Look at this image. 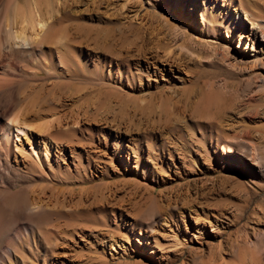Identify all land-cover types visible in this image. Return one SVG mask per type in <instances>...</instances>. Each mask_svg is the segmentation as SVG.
I'll return each mask as SVG.
<instances>
[{
  "label": "rangeland",
  "instance_id": "374dc122",
  "mask_svg": "<svg viewBox=\"0 0 264 264\" xmlns=\"http://www.w3.org/2000/svg\"><path fill=\"white\" fill-rule=\"evenodd\" d=\"M6 1L0 0V30L13 18L12 28L28 33L30 14L7 13ZM19 1L28 8L44 0ZM48 1L51 6L39 10L48 20L45 51L59 64L57 49H74L73 55L86 62L81 74L87 79L52 78L42 84L45 56L37 43L12 58L15 111L33 108L39 110L35 119L43 116L15 138L22 148L12 144L3 155L11 162V190L22 193V212H30L43 186V200H50L33 222L53 240L47 238L38 250L40 259L32 262L44 264L46 255L62 264H264V58L259 70H240L228 63L225 52L238 51L251 21L264 27V0ZM198 5L207 6V15L217 13L216 25H209L203 10L192 12ZM127 13L132 17L126 19ZM136 25L146 26L157 40L145 47L159 54L160 71L151 79L145 76L152 60L138 58L134 49ZM175 29L186 32L195 56L179 51L180 40L173 48L181 64L171 66L161 47L172 41ZM97 57L112 60L115 69L118 61L125 63L123 81L100 85L91 74ZM139 74L145 78L142 86L152 85L149 91L136 88ZM49 132L63 143L49 138ZM236 136L255 143L260 168L250 165ZM45 143L48 149L51 143L62 145L63 151L43 152L44 174L30 172ZM223 145L234 152L225 156ZM183 146L194 150L185 153L192 164L182 161L178 150ZM87 151L92 158L85 168ZM228 158L239 165L234 173L224 170ZM2 189L0 184V226H8L14 207ZM30 250L32 244L21 255L29 257ZM21 260L17 255L14 264Z\"/></svg>",
  "mask_w": 264,
  "mask_h": 264
},
{
  "label": "bare ground",
  "instance_id": "6f19581e",
  "mask_svg": "<svg viewBox=\"0 0 264 264\" xmlns=\"http://www.w3.org/2000/svg\"><path fill=\"white\" fill-rule=\"evenodd\" d=\"M34 3H35L34 5H32L31 7H28V8L25 5H22L19 0H7L6 4H5V9H6L7 13H14V15L17 14L16 16H18V17L19 16H22V17L26 16L27 13L30 14V19H29L30 29H29L28 33L25 34V32H19L18 30H14L15 27L12 28V25L14 24L13 18L10 19L9 21H7L8 23L6 25H4V28L2 27V29L0 30V184L3 187V189L1 190V194L5 198H7L9 201H11L13 204V207H14L13 212L11 214H9L11 219H12V222H11V220H8L9 219L8 218L7 219L8 223L9 222H11V223L8 226H6L7 224L4 225V223H5L4 222L0 226V264H14L15 258L17 257V255H18V257L20 255V258L22 259L21 260L22 264H34V262H32V260L37 261L40 259L41 256L39 255L38 250L40 249L41 246L44 245V242L47 243L46 242L48 240L47 238H49V236H47V238H46L44 235H42L43 232L37 231V227L33 222V216L36 215L37 213L41 212L43 209H45L44 207L48 206V204L50 203V200L48 198H47L48 200H45V199H44L45 201L43 200V197L45 195L44 190L46 188L44 189V186H43V188H41L40 192L38 193L41 196L37 195V198L30 203V206H31L30 212L29 213L22 212V210L20 209V198L22 196V193L20 191H18L17 189H16L17 191L11 190L15 186V184L10 180V171H9L10 169L9 168L11 167V164H10L11 162H9V160L3 156L4 151H6V150L10 151L8 149H9L10 145L12 146V144L14 145V147L16 149L22 148V144H20V146L18 144H16L15 138H21V134L26 135V132H27L26 130H28V129H26L25 126H27L28 124H32L33 122L35 123L37 118L42 120L41 117H43V116H41V117L39 116L35 119L36 115L35 116H33V115L35 114V112L39 113V110H36V111L34 110L35 111L34 112L31 110L33 108L27 109L26 111L25 110L24 111H19V110L15 111L14 104H13V86L15 87V81H14V77H12V75H14V73H16L15 72L16 67L14 68L12 65V61H13L12 58H13L14 54L19 50L22 51L25 49H31V46H33L36 43H37V45H41V48L43 49L45 47V45L48 43V42L46 43V41H48L47 40L48 35L46 36V33L44 32V29H43L44 27H46L45 21H48V20L45 19V17L40 13L39 10L41 9V5H45L46 7H49L51 5L49 4L48 0H44V1H40V2L36 1ZM207 9L208 8L206 5H204V7L202 9L198 5L196 8L194 7L192 9V12H196L198 10H200V11L203 10L202 12H204V14H205L204 18L207 19V16H210L211 22L209 23V25L213 22L216 25L214 20L216 18L215 16L217 15V13L216 14L211 13L210 15H207ZM246 14H247L246 19H249L250 15L248 13H246ZM126 15H127L126 19L132 17L129 15V13H127ZM140 16H141L140 13L137 12L136 18L138 17V20H142ZM142 16H143V14H142ZM28 17L26 19H28ZM24 24H25V22H24ZM26 24H28V23H26ZM28 27H29V25H28ZM187 29H188V25H186V30ZM45 31H46V29H45ZM169 32L170 31H168V33ZM174 33L175 34L172 38V41H170L169 43L167 42L165 46L163 45V47H161V48H164L163 49L164 57H165L164 61L168 62L171 66L181 64L180 59L178 57L179 54H177L173 48L174 46H177L178 41H180V40H183V44H179L177 46L179 51L185 53L186 55H189L190 57L195 56L193 53H191L189 51L188 47L190 45L188 46L187 43H188V41H190V39L187 37L186 32L180 33L179 29H175ZM47 34H49V33H47ZM148 34L152 36V33L148 32V28L146 26L136 25L134 27V37H135L134 49H135V52L137 54L136 56H138V58H139V56H144V57L148 58V60L149 59L152 60L151 65H153V66L149 65L148 71L146 72L145 77L147 79L150 78L151 75L156 76V74H158L160 71V69L156 68V65H158V55L159 54L147 51V49L145 48L148 44H151L152 42L157 41V40L153 41L152 37L148 36ZM165 35H163L161 39L164 40L165 38H168V37H165ZM59 38L61 39V37H59ZM246 40H248V42ZM166 41H168V40H166ZM256 41H258V45H256ZM53 43L54 42H52V44ZM158 43H160V42H158ZM49 44H47V45H49ZM131 48H132V45H131ZM43 50L44 51L42 54H43V56H45V59H44L45 62L43 61L44 62L43 65H45L44 66L45 68L42 69V71L44 72L45 75L42 79L43 80L42 84L44 83V81L50 80L52 78L63 79V80H65L64 81L65 83L73 82V80H77L79 78L80 79L83 78L84 80L87 79V77H85L84 75L81 74L82 70L85 68L86 62L82 61L80 59H77L78 57H75L73 55L74 49H71L68 46L65 48L57 49V51H58L57 54L59 55V62H58L59 64H57L53 60V54L50 55V53H48V51H45V48ZM225 52L228 54V56L227 57L225 56V57H226V59L230 65H233L234 67H237L240 70H251V71L259 70V68L261 67L262 59L264 58V27L258 22H255V21L252 22L251 21V27H249L248 33L243 34L241 39H240L238 51L230 53L229 51H227V49H225ZM179 56H181V55H179ZM99 57L94 59L93 69L91 72L92 76L95 77L96 81H98L100 85H105L107 83L110 84V83H112L113 80H115V83H114L115 86L118 85L116 82L117 80L123 81V79H122L123 73H122L121 68L125 65V63L122 66V63L120 61H118L115 64V65H117V68L115 69L113 67L114 62L112 60L106 61L104 59H100ZM126 63H127L126 65L129 66L128 65L129 62H126ZM59 65L61 68L59 67ZM84 73H85V70H84ZM36 74L38 75L39 73H36ZM134 77H135V75H134ZM18 79H20V78H18ZM144 79L145 78L141 74L137 75V77H136V80L139 83V86L138 87L136 86V88L141 93L144 91H149L152 88V85L150 84V82L147 85L142 86ZM91 81H94V78ZM120 84H121V82H120ZM107 89L110 90V88H107ZM147 95L148 94H143L142 97H145ZM53 110H55V109H53ZM38 115H40V114H38ZM45 116H46V114H45ZM76 120L77 119L74 120V124H79L78 120L77 121ZM79 121H80V119H79ZM44 124H49V122H44ZM81 124H83V123H81ZM42 127H44V126H42ZM76 127H77V125H76ZM81 127H82V125H81ZM58 128L60 129L58 131H61V133L65 132V131H62L60 127H58ZM68 128H70V127H68ZM78 128H80V127H78ZM46 129L47 128H41L40 130L45 131ZM74 131L75 130H72L73 133H74ZM89 136H90V134H89ZM48 137L55 140L56 142L63 143V139H61V138H60L61 140L59 139L60 136H58L57 140H56L55 139L56 135H55V137H53V134H50V132H49ZM240 137L236 136L235 138L237 139V141L239 139V141H238L239 146H240L241 150L244 152V154H246L247 156H250L249 157L250 165L252 167H255V168H260L259 165L261 164L262 159H261V156L260 157L257 156V149H256V146H254L255 143L253 145V143H251L250 141H248L247 139L244 138L245 136H243L242 139ZM232 138H233V136H232ZM235 138L233 139L234 142H235ZM65 139H67V141H66L67 143L69 142L68 144H71L74 142L72 139H68V138H65ZM76 143H78V142H76ZM30 145L32 146V144H30ZM49 145H50V147L48 149L47 148L48 146L45 143V147L42 150L41 156L38 155L31 162L30 166L28 167V170L30 172H38V173L44 174L42 167L44 168V165L46 164V160L43 159V157H42L43 152L46 154V156H48V152L53 148L57 149V151H56L57 153H60L61 151H63L62 147H61L62 145L58 146V144H57L56 146H53V145H55L53 143H51ZM222 148H223L225 156L234 152L233 151L234 147L231 145H229V146L223 145ZM66 150H67V148H66ZM180 150H181V152L179 154L181 155V158H183L182 161H184V164H187L188 162H190V164H192L193 163L192 162L193 160L191 159L192 157L191 156L188 157V155H186L185 153L189 152V155H190V154H192V152L194 153V150L190 149V147L186 148L184 146L182 148H180L178 151H180ZM7 151H6V153H7ZM31 152L33 153L34 150H32ZM89 153L90 152H88V160H87V165L85 166V168L89 167L88 166L90 164L89 159L92 158ZM169 153H170V157L172 160L173 154L171 151ZM260 154H261V152H260ZM6 156H8V155H6ZM186 158H188V159L186 160ZM226 162H227V164H226L227 168L226 169H224L225 167L223 168L225 171H230V172L234 173L236 171L235 170L236 167H239V165L237 166V165L233 164V162H231L229 160V158ZM80 167L81 166L79 165L76 169V173H77L78 178L80 177L79 174L80 173L82 174V172H80L81 171ZM87 171H89V170H87ZM82 191H85V190H81V192ZM34 192H35L34 190H29L28 193L31 195V193H34ZM81 192H80V194H81ZM113 193L111 192V194H113ZM131 197H132V195H131ZM111 198H112V196H111ZM99 206H101V205H99ZM103 210H101V212ZM86 214H88V213L86 212ZM6 216H7V214H6ZM89 217H91V214L89 215ZM110 219H111V217H110ZM3 220H5V219H3ZM93 221H94V219H93ZM130 224H133V223H130ZM135 224H137V223H135ZM131 231H133V230H131ZM48 233H45V234H48ZM102 233H103V231H102ZM113 235H115V234L113 233ZM43 236H44V240H43ZM49 239L51 240L52 238H49ZM50 240H48V241H50ZM58 242H59V240H58ZM30 244H32L33 250L29 251V253H28L29 257H24L23 255H21V250L24 249L25 247L27 248L28 246H30ZM54 244H55V242H54ZM61 245H63V243ZM52 246H54V245H52ZM56 246H57V244H56ZM46 249H49V248H46ZM51 249H52V247H50V251H53V249L52 250ZM63 255H65V254H63ZM56 259H50V257L48 258V257H46V255L44 257H42L44 264H62L61 261L56 260ZM40 263H41V261H40Z\"/></svg>",
  "mask_w": 264,
  "mask_h": 264
}]
</instances>
